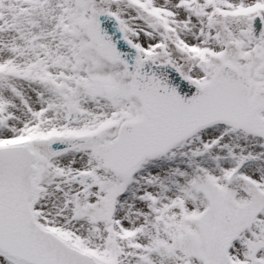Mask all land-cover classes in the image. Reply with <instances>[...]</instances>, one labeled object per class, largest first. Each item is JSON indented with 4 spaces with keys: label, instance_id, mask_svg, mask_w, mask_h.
<instances>
[{
    "label": "snow or ice",
    "instance_id": "6c2138e0",
    "mask_svg": "<svg viewBox=\"0 0 264 264\" xmlns=\"http://www.w3.org/2000/svg\"><path fill=\"white\" fill-rule=\"evenodd\" d=\"M0 264H264V0H0Z\"/></svg>",
    "mask_w": 264,
    "mask_h": 264
}]
</instances>
